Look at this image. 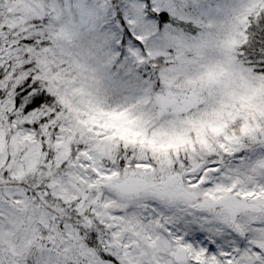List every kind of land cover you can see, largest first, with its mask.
Here are the masks:
<instances>
[{
    "label": "snow or ice",
    "instance_id": "obj_1",
    "mask_svg": "<svg viewBox=\"0 0 264 264\" xmlns=\"http://www.w3.org/2000/svg\"><path fill=\"white\" fill-rule=\"evenodd\" d=\"M0 264H264V0H0Z\"/></svg>",
    "mask_w": 264,
    "mask_h": 264
}]
</instances>
